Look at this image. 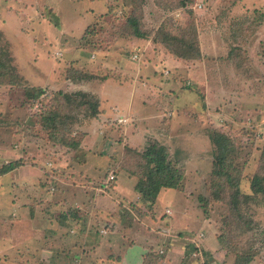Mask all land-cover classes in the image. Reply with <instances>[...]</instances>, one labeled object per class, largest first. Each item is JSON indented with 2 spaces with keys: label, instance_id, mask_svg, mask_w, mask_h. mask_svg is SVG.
<instances>
[{
  "label": "rangeland",
  "instance_id": "1",
  "mask_svg": "<svg viewBox=\"0 0 264 264\" xmlns=\"http://www.w3.org/2000/svg\"><path fill=\"white\" fill-rule=\"evenodd\" d=\"M8 6L17 10V17L9 16ZM132 15L138 17L140 30L149 34L141 41L127 24ZM155 36L169 49L154 44ZM1 46L12 55L23 78L16 83L0 75V252H12L10 264H23L31 256L37 264H47L51 257L43 251L46 247L51 248L52 264L63 260L57 257L59 245L42 237L52 220L48 206L52 205L56 218H68L66 210L74 216L77 200L88 202L92 192L85 184L91 180L96 202L105 206L101 196H107L122 210H109L110 218L100 215L104 222L91 229L96 234L101 229V235L109 232L93 243L98 256L104 252L106 262L109 258L111 264L119 262L125 245L142 239L156 253L149 264H264V193L253 188L255 177H264V0H42V4L41 0H0ZM172 49L190 56L186 58L190 61L182 59L184 64L198 66L196 74L173 71L178 68H171L169 74L166 65L154 68L164 98L153 127L167 140L169 159L184 178L179 188L165 189L154 221L150 212L134 220L131 206L141 209V202L129 195L138 191L136 184L146 167L142 152L158 140L148 137L133 149L122 128L128 120L89 116V107L80 111L52 94L33 104L25 91L49 78L54 86L44 87L53 91L74 92L75 85L89 90L83 84L107 75L121 77L123 68L134 69L136 63L147 69L154 51ZM203 59L209 79L200 68ZM75 69L94 77L79 81L73 78L78 75ZM125 92L124 87L120 93L112 90V99L119 94L125 98ZM115 107L118 113L120 108ZM56 110L66 121L62 136L67 141L81 139L77 148L48 140L51 120L45 122V117ZM97 119L104 124L99 129ZM217 132L226 135L234 149L228 154L231 179L214 174L220 154L214 141ZM90 133L100 138L90 139L85 147L83 139ZM108 138L113 142L101 143ZM81 158L99 168L101 175L88 182L75 179L72 169ZM10 162L26 169L27 175L17 176L15 168L1 172ZM112 174L116 185L100 187ZM118 179L122 190L116 189ZM124 190L129 191L124 194ZM65 195L76 199L72 205L66 210L53 206ZM110 236L115 243H110ZM65 243L70 247L74 240ZM93 247L88 256L86 251L79 253L82 257L68 252L69 261L78 258L79 264H86L83 259L97 257Z\"/></svg>",
  "mask_w": 264,
  "mask_h": 264
},
{
  "label": "crops",
  "instance_id": "2",
  "mask_svg": "<svg viewBox=\"0 0 264 264\" xmlns=\"http://www.w3.org/2000/svg\"><path fill=\"white\" fill-rule=\"evenodd\" d=\"M28 1H31L32 3L33 0H28ZM41 4H42V0H41ZM7 8L9 10L8 13H11L9 14V16L14 15L17 17L18 14H17L16 9H14L12 6H8ZM28 9H29L28 12H36V10H32L31 8H28ZM136 39L140 40V38H137V37ZM133 40L134 39H132L131 42H133ZM151 41L153 42V40ZM151 41L149 42L152 43ZM134 42L137 43L136 40H134ZM203 55H204V51H203ZM149 60L150 61L147 63L148 65L147 69L143 68V65H141V63L134 64L133 65L134 69H129L128 67L130 72H128L127 68H123L121 66L123 68L121 70L122 72L121 77L114 78L112 76H108L107 78L99 79L98 81L96 80L98 78H96L95 79L96 81H93L92 83L83 84L85 88L89 87L90 88L89 90H85L83 87H79L78 85H75V87H77L76 88L77 90L90 91L91 93L99 96L100 102H101V106H100L101 112L99 114V117L102 118V120L108 121L109 118L113 120V118L115 119V118H120V117L123 118V121L128 120L129 122V123L127 122L128 125L124 127L122 125V128L124 129V136H125L126 143H129L130 146L132 147L138 146V145L140 146L144 145L146 139L152 136L154 139H157L158 141H161V142L163 141V144H164V141L168 143L163 135L160 136V134L158 135L156 134V133H159V131L156 130L155 132L156 127H153V123L157 120L156 116L158 114V109L162 105L161 101L164 98L162 93H160L158 89L160 85L159 84L160 78H158V74L155 73L156 72L155 69H164L163 65H166V66H170V68L165 70L169 74H170L171 68L172 69L178 68L176 70L175 69L173 70L176 72L184 71V73L196 74V67L198 66V65L196 66L194 64H191L190 65L191 67H190L183 63L184 60L182 61V59L176 58L172 56L171 54L166 53L164 51H161L160 54H158L157 51H154V53L150 56ZM203 60L204 61L201 63L203 66L200 65L201 66L200 68L202 69L203 75L205 74L204 78L206 79L207 77L209 79L210 71L206 69L205 67L207 65V61L205 59ZM121 63L120 65L123 64ZM125 65L127 67L129 65V61H127ZM200 80H203V79H200ZM82 81H85V80H82ZM52 83L53 81L51 80V78H49L48 81L46 79L44 82H42V86H46V85L54 86V84ZM91 84L93 85L95 90L94 89L92 90ZM123 87L126 90L125 98L123 99L119 98L120 96L119 94V96H115L112 99V90H113V93L116 91L120 93ZM108 91L110 92L108 93ZM117 105L119 106L118 108H120V111L118 113L114 112L115 110H117V107H115ZM176 106H179V105H176ZM201 111H204V109L201 108ZM96 122H97L96 123L97 129H99V126H104V124L100 123L98 119ZM146 126L151 128L150 132H148L149 130L147 129ZM97 129L95 130L96 134L99 133ZM150 133L154 134L155 136ZM96 138L97 140H95ZM99 138L100 137L98 135H94L93 133H90L83 139V145L86 147L90 139H94L95 141H98ZM109 140L113 142L112 139L108 138L105 142H101V143L103 144L108 143ZM89 156H90L89 153H87L85 160H87ZM22 171L25 173H22ZM72 171L74 172L75 176L78 178L80 176L81 177H84V176L85 177H88V176L96 177L98 175L96 166L89 164L88 161L83 162L82 164L77 162V164L74 166ZM13 172L16 173L17 176H24V175H27L26 172L28 171L26 169H21L17 167L13 170ZM28 175H32V174L28 173ZM121 175L125 177L127 176L130 177V175H125V173H122ZM119 179H118V184H117L116 189L122 190V185ZM16 184L17 183H15V185ZM85 186L88 187L92 193H90V196L87 199L88 202L77 200L79 202L75 203V205L72 206L76 211L75 212L76 214L74 216H73V213L71 214L65 208H68L70 205H72L70 204V202L73 203L76 199H71L67 195H65L64 197L60 199L62 200V202L54 204L53 206H58L61 208V210H66L69 216L68 218H66L67 215L65 219H63L62 217L56 218L55 212L51 210V208H53L52 205L48 206V212H49L48 214L52 220L50 222V226L46 225L48 231H44L42 234V237H45L46 240H52L53 242L59 245L58 246L59 252L57 254V257L63 258V260L59 261V264H79L77 262L78 258L75 259L76 260L75 263L74 261H69L68 252L71 255H73L76 252V256L77 255L81 256V254L79 253L86 251V255L88 256L91 254V251L89 250V247L91 245H95L93 249L95 250L97 257L96 258L90 257V259L88 258L83 259L82 263L86 262V264H89L90 262L88 260H91L93 262L92 264H98V263L99 264H111L110 262L112 259H110L108 256H106L109 258L108 261L106 262L104 260L105 255L103 251H101V255L98 256L99 250L96 248L98 246L96 245V243L93 244L95 241L98 242L99 237L100 239H103L104 238L103 236L104 235L107 236L109 232L107 231L104 235L102 234L103 235L102 236L100 234L101 229L99 230L98 234L93 233L91 229L94 227V225L95 226L98 224L101 225L104 222L103 220L99 219L100 215L102 217L106 216L110 218L111 213L109 212L111 210H112L111 212L113 213L114 212L117 213V211L121 213L122 210L120 209L119 211L118 208H121V207L119 205H116V203L113 200H109L107 196H101L104 203L106 204V205L104 204L105 206H103V204H100L101 200L99 202H96V200L98 199L96 190L94 189L93 191L92 186L91 187L89 185L88 186L85 185ZM128 191L129 190H124L121 192L126 194V192ZM163 192H165V190L161 191L159 195V199L160 197H162ZM129 196H131L132 199H136L138 202L141 201L140 193L138 191H136L135 194L134 193L130 194ZM131 212L135 216L134 220L138 219V214H136L135 211L133 210H131ZM118 222H120V220L115 219V223H118ZM37 232L38 231L36 230L35 234H37ZM112 236H110V238L108 239L111 240L110 243L113 244L115 243V240L111 238ZM83 238H86V239L83 240ZM73 240H74V243H72L71 246L68 247V245L65 242L66 241L72 242ZM29 247L30 246L26 245V248H29ZM50 249L51 248L46 247V248H43V251L46 253L47 256H50L52 258L53 255ZM148 250H149V246L147 245V242L142 241V239H135L134 241L131 240L129 243H127V245H125V250L122 251L123 252L122 255L120 256V258H118L119 262L116 261L112 264H142L144 261V258L146 257L148 253ZM65 251H67V253H64ZM12 256H13L12 252L11 253H8L6 251L2 253L0 252V264L2 262H4V264H10V261L12 260ZM33 257L31 256V260H28L27 262L25 261L23 264H37L36 259H34ZM51 258L48 260L47 264H52ZM39 264H41V262H39Z\"/></svg>",
  "mask_w": 264,
  "mask_h": 264
},
{
  "label": "trees",
  "instance_id": "3",
  "mask_svg": "<svg viewBox=\"0 0 264 264\" xmlns=\"http://www.w3.org/2000/svg\"><path fill=\"white\" fill-rule=\"evenodd\" d=\"M126 21L127 24L132 27V33L137 38L141 39V38H147L149 36V34L147 35L146 33L140 30L138 17L132 15L128 17ZM152 40L154 44H162L168 48V46L161 39H158L156 36ZM89 43H94V42L89 41ZM91 47L94 48V46ZM196 50H197V56H200L201 50L199 51L198 48H196ZM169 54H171L176 58L190 61V59H186L187 57H190L189 55L187 54L184 55L178 50L172 49V52L170 50ZM191 59L194 60L195 58H191ZM73 71H76V73L78 74L75 77L73 76V78L81 79L79 81L94 77L92 74L87 75L86 72L84 73V71H80L78 69H75ZM0 75L10 76L12 79L11 82L14 81L18 83L19 82L17 80L18 78L23 80L22 76L19 74L17 70V67L14 64V59L12 55L9 54L8 50L3 46L0 47ZM107 77L108 75L103 78H107ZM47 88L49 87H44L40 85L30 86V87L28 86L25 91L26 97H29V100L33 104H36V102H40L41 100H46V97L52 94V96L55 95V99L56 98L60 100L64 99L63 101L66 102V104L68 103L74 104L73 107L80 109V111L84 110L85 107H87V109L89 107L90 112H87L89 116L98 117V115L101 112L100 98L96 94L82 90H77L74 92L65 91V90L53 91L54 89L52 88L47 89ZM43 108L46 110V106H43ZM61 118L62 117L60 110L52 111L49 113V116L45 117V122H47L46 119L51 120V123L48 124V135H49L48 140L54 141L55 143L60 141L65 146L77 148L82 143L81 139L80 138L75 139L74 137V139L67 141L66 137L64 138L62 136L65 135L64 133L66 132V130H64V125L66 121H64L65 118L64 120H61ZM61 125H63V127ZM214 141L217 143L218 147L220 148V154L216 157V162H215L216 169H214V174H216L218 177L226 178L227 176L228 178L231 179L232 177L227 171L228 160H229L228 154L234 149L232 145L228 142V137L220 132L216 133L214 137ZM132 148L135 149L134 147ZM142 156L145 160L146 167L145 170L142 169L143 175H142V171L140 172V180L136 184V188L140 193L141 209L137 207L135 204H132L131 210L135 211V213L138 214V216L148 215V213L150 212L152 213V218L156 219L155 207L159 203V195L161 191L170 188L171 189L179 188L180 185L182 184V180L184 176L183 173L180 171V169L177 168L175 165H173V162H171V160L169 159L167 146L156 140H152L149 143L147 148L142 152ZM84 159L85 158L83 159L81 158L77 162L82 164L84 162ZM16 166H17L16 163L10 162L2 168L1 172L6 173L14 169ZM97 172L98 174L101 175V173L99 172V168L97 169ZM129 172L133 174L131 171H128V173ZM144 175L147 177L144 178L145 177ZM79 178L84 180L85 182H88L90 181L89 178L91 177L80 176ZM79 178L77 177L75 179H79ZM262 179H264V177L260 175H257L255 177L253 188L258 193H264V185H262ZM89 183H92V180ZM116 183H117L116 176L114 177V179H110V175H108V177H105L103 179L100 187L109 189L110 187L116 185ZM89 186L91 187L92 184L91 185L89 184ZM125 211L127 210L125 209ZM128 213L129 212H127V214ZM131 214L132 212L129 214L132 218L133 214L132 215ZM155 254L156 253L153 254V252H150V250H148L146 257H148L149 260L147 261L146 259H144L142 264H149L150 259L153 256H155ZM110 256H112V254ZM117 258H120V256H118Z\"/></svg>",
  "mask_w": 264,
  "mask_h": 264
},
{
  "label": "built area",
  "instance_id": "4",
  "mask_svg": "<svg viewBox=\"0 0 264 264\" xmlns=\"http://www.w3.org/2000/svg\"><path fill=\"white\" fill-rule=\"evenodd\" d=\"M134 58H138V54H135V55H134ZM114 177H115V176L112 174V175L110 176V179H114Z\"/></svg>",
  "mask_w": 264,
  "mask_h": 264
}]
</instances>
